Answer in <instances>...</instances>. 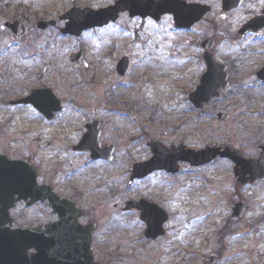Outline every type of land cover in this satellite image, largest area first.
<instances>
[{"label": "rangeland", "instance_id": "374dc122", "mask_svg": "<svg viewBox=\"0 0 264 264\" xmlns=\"http://www.w3.org/2000/svg\"><path fill=\"white\" fill-rule=\"evenodd\" d=\"M110 1L0 0V22L16 20L33 29L21 45L0 33V47L7 54L0 59L5 76L0 88L11 90L9 97L31 88H51L65 98V116L75 123L80 113L90 119L92 109L100 106L99 117L110 119L109 133L120 148L113 166H87V174L91 177L96 172L102 196L113 202L150 195L169 214L166 234L156 242L143 238L144 228L132 214L105 217L104 264H210L211 256L218 259L215 264H264V181L243 188L233 178L230 163L217 160L201 169L184 168L175 179L153 176L143 184L128 182L132 162L147 157L149 140L166 146L183 143L194 150L228 147L254 156L264 142V114L259 112L264 105H236L225 98L212 108L232 116L228 123H219L213 116L198 119L186 103L195 89L190 82L195 70L193 52L172 56V45L181 40L173 36L152 41L141 51L130 34L133 23L126 20L119 22L114 34L93 30L79 38L61 35V23L56 29H36L37 22L57 21L77 4L92 8ZM79 48L87 67L73 69L68 56ZM124 55H132L136 66L134 76L126 79L115 70ZM32 60L37 64L26 72ZM46 66L49 75L43 74ZM35 121L26 110L0 106V149L18 156L23 149L14 141L15 133L44 129L47 134L55 128ZM239 202L245 210L237 220L231 210Z\"/></svg>", "mask_w": 264, "mask_h": 264}, {"label": "flooded vegetation", "instance_id": "af4514ba", "mask_svg": "<svg viewBox=\"0 0 264 264\" xmlns=\"http://www.w3.org/2000/svg\"><path fill=\"white\" fill-rule=\"evenodd\" d=\"M104 1L101 0L103 3ZM116 1L118 0H112L107 4L90 9H105L112 6ZM153 3L154 5L159 4L161 8L164 5L167 6V0L163 4L162 0H154ZM180 3L188 8L186 9L185 6L181 5V7H184L182 8L183 15L194 12V16L188 17L182 24H178L175 17L169 15L166 11V13L159 16L145 18L140 16L130 17L127 13H123L119 15L114 23L93 30L100 33L111 32L114 34V30L121 20L133 23L132 27L130 26V34L134 45L138 46L141 51H146V44L152 41L169 36L180 38L179 42L172 45L170 52L172 56L179 53L184 54L187 51L193 52L192 59L195 70L191 73L190 82L193 85L195 83V88L201 87L203 82L207 86L222 88L217 92L218 97L211 99L208 103H202L205 106L203 108L195 107L189 102V98L187 99L193 114L198 119L213 116L219 123H228L232 116L222 110L215 112L212 108L214 104L225 98L230 99L231 103L236 105L251 103L264 105V0H180ZM13 22L18 21L11 20L4 23ZM59 23L64 24V22ZM26 27L29 30L28 35L19 39H14L11 31L7 28L0 29V33L5 34L6 38H9L12 43L21 45L33 35V29ZM124 56L128 59L126 76L123 78L126 79L134 76L133 69L136 66L133 64L132 55ZM6 57L7 54L0 47V59H6ZM30 64L32 67L25 68L26 72L31 70L37 63L32 60ZM116 68L117 64L115 70ZM46 69L47 71H45ZM1 71L2 66L0 65V81H3L5 76L1 74ZM50 72L49 66L43 69L44 75H49ZM40 89H49L59 101V111H54L49 118L41 115L30 103L16 104L29 97L32 91ZM10 94L12 92L8 88H0V106L18 111L26 110L27 116L35 117L36 123H43L46 126L52 125L55 128L49 130L47 134H43L46 132L44 129H26L15 133L16 138L14 141L20 143L23 149L18 156L12 157L8 152L0 149V157L18 162L21 165V174L27 176L31 183V190H33V192L14 195L13 199L18 201L11 204L5 203L8 208L0 206V238L6 237L8 231H30L33 233L32 237H26L24 241V244L29 247L26 253L42 261L43 264H50V262L55 264L66 260L63 257L66 245L70 244L72 240L76 244L81 237V229H85L82 238L87 240L88 232L94 261L104 264L102 258V225L105 217L122 213L132 214L136 222L139 218L138 207H134L135 209H132V211L123 212L122 207L126 201L113 202L112 198L107 199L102 196L103 193L100 192L102 188L98 185L96 172L93 170L91 177L86 172L87 166L96 169L104 166L111 167L116 163L120 142L115 140V137L109 133L110 119L99 117V106L92 109L90 119L86 117V114L80 113V118L75 123L76 120L68 119L66 118L67 115L65 116V98L57 95L51 88H31L28 91L23 90L18 96H7ZM200 100V96L196 98L197 103H200ZM259 112L264 114V107ZM221 113L226 115L224 121L218 120ZM94 124L97 125L95 131L98 135L93 137L90 142L97 146L100 155L106 151H113L104 158L92 159L88 152L77 149L80 142L85 139L84 137L89 135L87 127ZM73 125L76 127L72 128ZM152 141L162 143L158 140H149L146 145L147 148ZM178 145L185 146L180 143L169 145V147ZM209 147L224 148L221 146ZM263 148L264 142L257 146V154L251 157H247L240 150L235 151L247 159L258 160L261 159ZM37 151L38 153L45 152L47 154L39 155L36 153ZM147 151V157L143 160L133 161V165L147 162L151 158L149 148ZM108 157L111 160H105ZM261 162L264 164V157H262ZM230 165L232 164L230 163ZM184 168L187 170L200 169L182 164L175 175L157 170L146 177H136L129 183L131 185L143 184L153 176L175 179L182 173ZM34 189L39 191L44 189L45 192H34ZM0 195L6 199L9 197L8 193H1ZM52 197L59 204L52 201ZM130 201H145L165 211L158 199L150 195L144 198L135 197ZM56 205H60V208H57ZM138 224L144 228L140 222ZM72 229L76 231L73 235ZM42 247L49 248V257L41 255L46 251L41 249Z\"/></svg>", "mask_w": 264, "mask_h": 264}, {"label": "water", "instance_id": "95a60500", "mask_svg": "<svg viewBox=\"0 0 264 264\" xmlns=\"http://www.w3.org/2000/svg\"><path fill=\"white\" fill-rule=\"evenodd\" d=\"M154 0H120L117 1L113 6L102 9L99 11L89 10H71L65 14L61 19L67 20L68 23L62 30L64 35L79 36L84 30L102 27L109 22H114L120 13L127 12L130 17L140 16H159L163 13H168L175 17L178 24L184 23L188 17L194 16V12L190 14H182L183 3L180 0H167V6L163 8L160 5H154ZM151 2V4H150ZM165 0H162V4ZM166 7V8H165ZM186 7V6H185ZM186 9H188L186 7ZM166 11V12H165ZM203 15V13H201ZM55 26L54 22L39 23L38 28L41 30L46 29L48 26ZM10 28L16 39L21 35L27 34V30L23 28L19 23L0 25V29ZM69 61L73 67H78L83 63L82 52L78 51L71 54ZM127 69V60H122L118 65V73L121 76L125 75ZM47 71V69L45 70ZM203 81V80H202ZM221 89L217 86H207L205 82L202 83L201 87H198L196 92L190 95V102L197 108L203 106V102L208 103L212 98L218 97L217 91ZM201 97L200 103L196 102L197 97ZM22 103L32 104L42 115L49 118L52 112L59 111V102L54 98L49 90L34 91L31 96L22 101ZM220 120L225 119V116H219ZM91 128V127H89ZM90 138L85 140V148L93 149V143L90 140L96 137L95 133L91 129ZM151 152L153 154L152 159L145 163L136 165L133 167V177H144L154 170H164L167 173L174 174L178 171V163H188L193 167L205 165L212 160L216 159L217 156L220 158H227L235 164L234 177L242 185L252 184L256 180L264 179V165L260 164L259 161L244 160L241 156L236 153H229L226 150L223 153H219V149H206L200 152H193L191 150H185L182 146L178 148L165 149L160 147L159 144H151ZM96 153V152H95ZM97 154V153H96ZM264 156V150L261 157ZM103 157V155H100ZM0 158V194L8 193L9 197H1L0 195V206L8 208L5 203L11 204L14 201L13 196L20 193L33 192L31 190V183L27 176L22 175L19 170V164L16 162H5ZM248 177V178H247ZM34 192H41L34 190ZM43 199V198H40ZM36 200V199H35ZM127 204V209H131V205ZM139 206V205H138ZM141 215L140 219L145 223V237L156 239L163 235V224L167 221V216L164 213H160L154 206H147L143 204L140 207ZM244 214V206L242 203L235 204L232 210V216L234 218H241ZM6 238H0V264H43L42 261L34 258L33 256H27L26 251L29 247L24 244L26 237H32L33 233L30 231H8ZM73 241V240H72ZM68 247V246H67ZM66 247V248H67ZM45 249V255L50 256L49 248L42 247ZM73 249L79 255V262H73L71 264H92L91 254L87 253L85 247H75ZM80 251V252H78ZM216 258L210 259V264L215 262ZM49 264V263H48ZM50 264H53L50 262ZM55 264H65L64 262H56Z\"/></svg>", "mask_w": 264, "mask_h": 264}]
</instances>
